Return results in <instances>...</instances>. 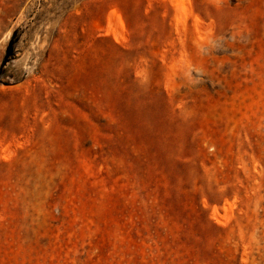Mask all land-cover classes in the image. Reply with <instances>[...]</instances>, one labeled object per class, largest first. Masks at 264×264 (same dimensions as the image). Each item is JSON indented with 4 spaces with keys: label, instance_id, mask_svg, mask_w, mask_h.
<instances>
[{
    "label": "rangeland",
    "instance_id": "1",
    "mask_svg": "<svg viewBox=\"0 0 264 264\" xmlns=\"http://www.w3.org/2000/svg\"><path fill=\"white\" fill-rule=\"evenodd\" d=\"M0 264H264V0H0Z\"/></svg>",
    "mask_w": 264,
    "mask_h": 264
},
{
    "label": "trees",
    "instance_id": "2",
    "mask_svg": "<svg viewBox=\"0 0 264 264\" xmlns=\"http://www.w3.org/2000/svg\"><path fill=\"white\" fill-rule=\"evenodd\" d=\"M4 62H6V60Z\"/></svg>",
    "mask_w": 264,
    "mask_h": 264
}]
</instances>
